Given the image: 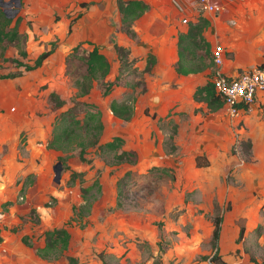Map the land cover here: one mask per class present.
Wrapping results in <instances>:
<instances>
[{"label": "rangeland", "instance_id": "obj_1", "mask_svg": "<svg viewBox=\"0 0 264 264\" xmlns=\"http://www.w3.org/2000/svg\"><path fill=\"white\" fill-rule=\"evenodd\" d=\"M6 1L11 4L4 9L15 17L14 0ZM87 51L80 46L61 67L31 74L9 63L1 70L0 61L2 73L22 76L0 80L1 235H26L31 242L27 251L36 253L43 245L42 233L69 221L72 206L83 203L81 188L98 180L87 193L90 212L84 211L82 222L74 216L68 226L69 249L44 260L46 264H68L67 257L77 264H212L203 257L214 251L216 201L222 218L218 247L225 264H264V103L226 124L231 130L223 151L212 143L199 150L182 149L173 140L176 132L170 123L159 121L151 129V112L144 110L135 90L143 81L141 74L120 77L107 97L102 96L105 82L97 79L90 95L79 98L75 82L85 73L82 57ZM105 55L113 65L114 59ZM51 93L64 101L60 109L49 98ZM112 99L128 103L132 119H116L109 108ZM81 101L100 106V144L119 133L125 138L119 152L135 150L136 163L118 162L115 152L98 146L86 150L90 163L81 161L80 146L90 135L80 126L60 150L47 147L53 133L66 125L59 119L63 111L76 106L74 112L83 116ZM195 155L207 166L197 167ZM127 171L132 174L117 196V182ZM73 172L82 175L71 181ZM240 228L244 232L236 242Z\"/></svg>", "mask_w": 264, "mask_h": 264}, {"label": "crops", "instance_id": "obj_2", "mask_svg": "<svg viewBox=\"0 0 264 264\" xmlns=\"http://www.w3.org/2000/svg\"><path fill=\"white\" fill-rule=\"evenodd\" d=\"M141 1L148 8L133 21L131 29L135 36L131 37L122 28L117 0H21L15 16V19L20 18L19 37L7 45L5 57L28 64L50 51L41 66L27 71L31 74L56 65L61 67L75 47L84 46L88 51L98 47L114 59L113 65L110 62L109 75L115 76L119 61L114 43L129 50V59H135L134 66L139 72L145 69L147 56L152 54L155 63L151 72H142L143 81L135 87L137 100L144 101V110L149 108L151 112V129L154 130L159 121L170 123L176 130L173 140L182 149L199 150L212 143L217 151H223L231 130L226 124L234 123V118L241 119L252 112L254 106L264 103V94L258 95L248 111H241L235 117L228 113L225 105L210 111L205 102L194 99V92L211 80L213 71L235 76L264 63V0H208L217 10L203 13L198 0ZM200 16L209 21L203 37L210 53L217 45L224 49L222 63L211 64L200 72L178 74L175 70L179 59L178 36L187 31L188 23H196ZM183 19L187 22L183 23ZM19 50L28 56L21 57ZM6 63L9 62L1 63V70ZM0 74L5 73L0 71ZM21 77L0 80L16 81ZM154 97L156 103L152 105L149 101ZM114 136L125 140L119 133ZM0 236V264H46L45 259L27 251L22 235L17 237L11 232L1 235L0 232Z\"/></svg>", "mask_w": 264, "mask_h": 264}, {"label": "trees", "instance_id": "obj_3", "mask_svg": "<svg viewBox=\"0 0 264 264\" xmlns=\"http://www.w3.org/2000/svg\"><path fill=\"white\" fill-rule=\"evenodd\" d=\"M21 1V0H20ZM117 8L122 15V28L131 37L135 36V33L131 29L133 21L141 16L148 8L141 0H117ZM200 12L203 11L199 8ZM8 17L0 6V60L5 63L9 62L16 67L24 66L26 71H31L42 65L43 60L49 55L50 51L40 54L33 62L32 65L23 63L19 59L5 57V50L8 44L15 42L19 37V24L20 18ZM209 21L202 16L198 17L196 23H188V29L186 32H182L178 36L177 48H178V62L176 65V72L181 75H187L190 73H196L202 71L204 68L214 64L212 53H210L209 44L203 37V30L208 26ZM117 59L119 61V67L117 75L114 81H106V77L110 73V61L107 56L98 48L93 47L87 51L82 60L85 64V73L76 79V88L78 90L77 95L79 98H84L93 89L94 82L97 79H101L105 82L102 96L107 97L111 93L113 86L117 85L120 77L128 73L142 75V72L150 73L152 66L155 63V58L152 54L147 56V64L142 72H139L137 67L134 66L135 59H129V50L113 44ZM79 46L73 49V52H78ZM21 57H27V53L23 50H19ZM210 60V62H209ZM215 65V64H214ZM215 74V71L211 74V78ZM17 74L5 73L0 74V79L15 78ZM50 99L54 102L55 107L60 109L64 105V101L56 93L49 95ZM194 99L196 101H203L207 104L210 111H216L224 105L222 98L216 94L211 80H208L203 86L197 87L194 92ZM81 105L84 107V114L82 117H78L74 112L76 106L69 107L67 110L60 114L59 119L66 122V125L53 133L52 139L48 142L47 147L55 150H60L64 143H69L75 136L74 127H83L90 135L86 143H82L79 150V158L81 161L91 162L90 159L85 158L86 150L90 147L98 146L101 150H109L115 152L114 156L118 162L136 163L138 154L135 150H122L124 140L119 136H113L109 141L104 144H100V136L104 129L102 121V112L100 106L93 102L81 101ZM114 117L129 121L133 117V108L125 101H117L115 99L110 101L109 105ZM176 132V130L174 131ZM201 156H197L195 161L197 167L207 166L208 163H201ZM157 168V167H154ZM132 172L127 171L117 182V196L123 192V186L126 183L127 177L131 176ZM82 175L81 173H71V181H75L76 178ZM126 180V181H125ZM98 180H95L91 185L82 187V201L83 203L79 208L72 206L73 216L64 225L60 227H53L46 229L43 233L44 243L42 246L36 248V254L42 259L50 260L58 255L64 254L70 245L71 234L68 230V226L72 224L74 216L77 215V220L82 222L83 213L86 211L88 214L91 210L92 202L87 196V193L91 191L95 186H98ZM119 192V193H118ZM119 199V198H118ZM117 206L121 203L117 200ZM216 217L212 220L213 231L211 236V243L214 249L213 254L209 257H203V260H208L212 264H225L222 256L219 252L218 239L221 230L222 218L219 216V206L217 201L213 204ZM76 220V219H75ZM244 228H240L238 238L236 242L242 237ZM2 240L0 236V241ZM22 241L27 246H30L31 242L26 235L22 236ZM69 264H77V261L72 257H67Z\"/></svg>", "mask_w": 264, "mask_h": 264}, {"label": "built area", "instance_id": "obj_4", "mask_svg": "<svg viewBox=\"0 0 264 264\" xmlns=\"http://www.w3.org/2000/svg\"><path fill=\"white\" fill-rule=\"evenodd\" d=\"M199 8L203 12H215L217 8L208 0H198ZM183 23L187 20L183 19ZM223 47L215 46L212 50V58L215 65H220L223 60ZM214 90L219 95L228 113L231 116H238L239 112L248 111L259 94H264V63L240 72L235 76H228L219 71L211 78Z\"/></svg>", "mask_w": 264, "mask_h": 264}, {"label": "water", "instance_id": "obj_5", "mask_svg": "<svg viewBox=\"0 0 264 264\" xmlns=\"http://www.w3.org/2000/svg\"><path fill=\"white\" fill-rule=\"evenodd\" d=\"M11 4V1H6V0H0V6L3 8L4 12L6 13V15L8 17H13L12 15H9L6 11V9H4V7L9 6ZM14 15L17 14V12L19 11V8L21 6V1L20 0H14ZM150 104H155L156 103V98H152L149 101ZM55 169V180L58 181L60 178V172H61V163L57 162L56 165L54 166Z\"/></svg>", "mask_w": 264, "mask_h": 264}]
</instances>
